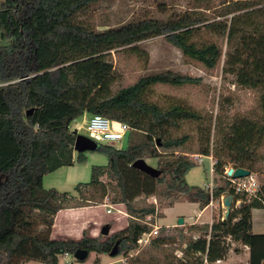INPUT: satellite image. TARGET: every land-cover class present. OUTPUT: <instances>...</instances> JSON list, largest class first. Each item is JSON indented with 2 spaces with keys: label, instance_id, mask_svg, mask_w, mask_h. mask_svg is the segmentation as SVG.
<instances>
[{
  "label": "trees",
  "instance_id": "obj_1",
  "mask_svg": "<svg viewBox=\"0 0 264 264\" xmlns=\"http://www.w3.org/2000/svg\"><path fill=\"white\" fill-rule=\"evenodd\" d=\"M103 1L5 0L0 6V264H60L61 257L78 250L109 255L116 244L115 257L127 258L163 216L159 204L167 208L187 201L203 210L226 194L242 199L227 220L192 225L190 238L183 231L159 235L148 253L134 255L127 264L215 262L226 259L235 243L249 248L248 264H264V234L253 232V210L264 209V180L257 197L248 200L229 189L225 175L227 167L262 171L264 7L251 0L224 1L205 9L213 10L212 17L197 10L172 12L166 19L144 17L98 30L88 18ZM238 20L246 21L245 40L236 32ZM206 34L216 41L204 39ZM158 37L206 71L216 69L223 57L240 62L235 85L254 94V108L207 123L187 105L153 98L159 85L198 86L201 78L164 71L123 85L115 75L112 52L139 54L141 43ZM218 41L227 42L225 52ZM85 115L126 124L127 146L99 145L96 152L108 158L107 166L92 167L90 182L73 192L46 189L45 176L86 162V153L74 150L79 134L72 129ZM186 124L201 125L196 150L190 135H177ZM192 154L213 158L223 186L210 193L186 182L197 166ZM139 160H155L160 177L134 168ZM107 198L125 206L126 229L104 239L88 231L78 241L51 238L58 212L102 205ZM151 198L157 204L148 202ZM177 242L181 258L176 248L163 250Z\"/></svg>",
  "mask_w": 264,
  "mask_h": 264
},
{
  "label": "rangeland",
  "instance_id": "obj_2",
  "mask_svg": "<svg viewBox=\"0 0 264 264\" xmlns=\"http://www.w3.org/2000/svg\"><path fill=\"white\" fill-rule=\"evenodd\" d=\"M4 1L5 0H0V6ZM224 1L230 2L235 0H208L202 3H199L197 0H106L93 8L88 19L98 30H105L144 17L166 19L172 12L184 13L197 10L205 12L208 16L212 17L213 10L206 11L205 9L216 7ZM251 1L258 2V7H264V0ZM198 6H202L204 9H196ZM162 8L167 9L166 14L162 12ZM232 17L233 16H230L229 19ZM245 25V20H238L235 25L236 32L241 35L243 40L247 37L244 33ZM203 37L207 40L216 41L214 37L207 34L203 35ZM218 43L223 46L225 52L227 49V42L223 43L218 41ZM139 50V54L120 50L112 52L111 61L115 68V75L123 85H132L142 76L164 71H172L201 78L202 84L198 86H184L178 88L159 85L154 89L153 98L163 103L179 102L187 105L200 113L207 123L210 122L211 119L215 121L219 115L230 118L235 115L245 114L254 108V94L248 89L239 88L235 85V74L239 73L242 67L240 62L228 61V59L223 57L216 69L206 71L201 65L186 60L182 56V53L169 44L164 37L154 38L141 43L139 45ZM88 117L89 116L85 115L73 124L72 129L77 130L79 135H87L84 130V121L87 120ZM199 128H201V125L186 124L177 135H190L193 140L191 146L196 150L198 148ZM126 146L127 142H123L120 145L121 149ZM89 154H96V156H103L104 159L106 158L104 154L96 151L86 152V157L89 156ZM85 163H76L74 166H85ZM147 163L156 168L155 160H148ZM258 166L262 170L261 174L254 175H256L260 183H262L264 180V148L262 150V160ZM185 179L190 186L194 187H203L205 184L209 183L211 181L209 161L205 160L203 165L197 164V166L186 175ZM103 180L106 181V179ZM223 184V179L217 175H213L214 187L222 186ZM48 187H50L48 183H45V188L48 189ZM148 202L157 204L158 201L151 198ZM159 209L163 213V216L158 220V224L157 221L155 224L160 229L159 235L176 236L179 232L183 231L184 234H188L187 237L190 238V233H187L190 227L188 222L194 221L198 216L200 209L197 205L182 202L166 208V204L162 203L159 204ZM223 212V208L220 207L214 208L213 212L209 208L205 211L200 221H210L211 218L209 217L211 213L213 222L217 221L223 215ZM116 217V213H113L110 218L116 220ZM180 219H184L187 225L178 227L177 223ZM257 231L264 230L257 229ZM197 235L198 234L195 233L194 237ZM100 237L104 239L108 236L104 237L100 235ZM174 248L179 252L180 248H182V244L177 242L163 250L170 253ZM150 250V245H148L138 253L146 254ZM177 252H175V254ZM122 259L123 258L120 256L113 258L109 255L105 256L104 254L90 253L85 262L76 260L74 256H69L64 258L61 264H65V260H68L71 264H97L100 260L107 263L113 262L114 264H122ZM30 264L40 263L33 262ZM238 264H245V262L242 260V262Z\"/></svg>",
  "mask_w": 264,
  "mask_h": 264
},
{
  "label": "crops",
  "instance_id": "obj_3",
  "mask_svg": "<svg viewBox=\"0 0 264 264\" xmlns=\"http://www.w3.org/2000/svg\"><path fill=\"white\" fill-rule=\"evenodd\" d=\"M86 158H87V162L85 163V166L78 167L73 165L67 168L60 169L52 174L45 176L43 180L44 187H45V183H48V185L50 186L48 187V189H57L60 192H71V191L73 192L74 188L77 185L87 184L90 182L92 167L94 166L104 167L107 166L108 164L107 157L104 159L103 156H96V154H89V156H87ZM206 160L209 161L210 164V160L208 158ZM216 187H220V186H216ZM202 188H204V186ZM195 205L198 206V204ZM110 207L112 208V210L111 213H108ZM209 208L211 209L210 206L206 207L203 210L199 208L200 211L198 216L195 218L194 221L188 222V225L189 226L196 224L211 225L213 223L212 213L211 216L209 217L211 218L210 221H205V222L200 221V219L203 218L205 211L208 210ZM211 210L213 212V209ZM113 213H116L117 216L116 220L110 218L113 215ZM158 220L159 219H156L157 224H158ZM177 225L178 227H181L187 225V223L184 220V225H179L178 223ZM106 226L109 227L108 236L120 232L126 229L128 226V216L126 213L125 206L123 204L112 205L108 198L105 199L102 205L84 207V208L66 209L58 212L55 217L51 238L53 240L72 239L78 241L83 238L85 231H88L91 237L98 238L101 235L102 229ZM257 229L264 230V209L253 210V232L255 234H264V231H257ZM198 235L196 237H198ZM249 256L250 254L248 247L235 243L232 245V249L228 253L226 259H224L221 264H238L242 262V260L245 262V264H248ZM64 258L67 257L63 256L60 258V264ZM66 261L68 260H65V262ZM30 263L33 262H28L25 264H30ZM97 264H114V263L113 262L107 263L100 260Z\"/></svg>",
  "mask_w": 264,
  "mask_h": 264
},
{
  "label": "built area",
  "instance_id": "obj_4",
  "mask_svg": "<svg viewBox=\"0 0 264 264\" xmlns=\"http://www.w3.org/2000/svg\"><path fill=\"white\" fill-rule=\"evenodd\" d=\"M3 84L0 82V87ZM84 130L86 132V137L99 145H108L116 147L117 149H121L120 145L123 142H127L130 134V128L126 124H118L113 123L109 119L102 117L100 115H95L88 117L87 120L84 121ZM77 133L78 131L75 130ZM210 160L209 171L211 174V181L204 185V189L212 193L213 189V175H215L214 165L215 162L212 157H205L201 155H192L191 159L196 163L203 165L206 159ZM227 181L229 182V189L233 190L234 194L239 196L240 198L245 196L248 200L252 198H256L261 187V183L258 180L257 176L254 174H250V176L245 178L233 179L231 177L226 176ZM235 198V197H234ZM242 204V199L234 200L232 210L235 208H239ZM211 209L214 208H222V197L219 200L211 201L210 205ZM112 208L110 207L108 213H111ZM221 221H224L223 215L220 217ZM159 228L157 226L150 233H146L142 235L140 238L138 245L139 248L135 254H130L127 258H123L121 260L122 264H127L128 259L132 258L134 255H137L139 251L143 250L146 246L151 244V241L159 235ZM70 255L66 254L64 257H68ZM178 258L183 256L182 251L176 253ZM223 262L222 259H218L215 262H209L205 259L203 264H221ZM65 264H71L69 261H66Z\"/></svg>",
  "mask_w": 264,
  "mask_h": 264
},
{
  "label": "water",
  "instance_id": "obj_5",
  "mask_svg": "<svg viewBox=\"0 0 264 264\" xmlns=\"http://www.w3.org/2000/svg\"><path fill=\"white\" fill-rule=\"evenodd\" d=\"M98 149V145L93 142L91 139H89L86 136L78 135L76 138L74 150L78 153L83 152H95ZM133 167L137 170H140L141 172L153 177V178H159L161 175V172L157 170L156 168L150 166L146 161L139 160L133 164ZM251 172L244 168H233V167H227L225 171V175L227 177H231L233 179L238 178H245L250 176ZM234 195L232 194H226L222 197V208H223V219L227 220L232 212V207L234 203ZM179 225H184V220L180 219L178 221ZM101 235L106 237L109 235V227H104L101 231ZM119 253L118 244H116L109 254L110 257H115ZM89 256V253L85 250H78L74 254V258L78 261H84Z\"/></svg>",
  "mask_w": 264,
  "mask_h": 264
}]
</instances>
